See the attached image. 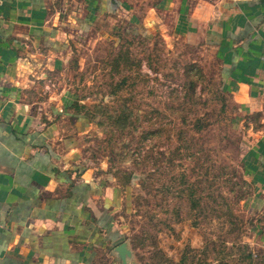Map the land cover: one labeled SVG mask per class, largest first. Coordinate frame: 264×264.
<instances>
[{"label":"rangeland","instance_id":"obj_1","mask_svg":"<svg viewBox=\"0 0 264 264\" xmlns=\"http://www.w3.org/2000/svg\"><path fill=\"white\" fill-rule=\"evenodd\" d=\"M113 21L73 26L63 47L53 44L46 90L71 102L53 108L71 143L63 154L110 192L131 263L264 264L243 115L215 52L172 20L144 29Z\"/></svg>","mask_w":264,"mask_h":264},{"label":"crops","instance_id":"obj_2","mask_svg":"<svg viewBox=\"0 0 264 264\" xmlns=\"http://www.w3.org/2000/svg\"><path fill=\"white\" fill-rule=\"evenodd\" d=\"M186 2L140 9L129 0H0V264H133L117 251L125 238L110 192L63 154L70 139L52 120L67 92H47L44 78L53 44L63 47L73 26L172 20L179 34L213 49L223 89L243 115L250 204L264 223V2Z\"/></svg>","mask_w":264,"mask_h":264},{"label":"water","instance_id":"obj_3","mask_svg":"<svg viewBox=\"0 0 264 264\" xmlns=\"http://www.w3.org/2000/svg\"><path fill=\"white\" fill-rule=\"evenodd\" d=\"M262 1L264 2V0ZM117 251H119V257L122 263H127V259L130 260L131 254L125 242L118 245Z\"/></svg>","mask_w":264,"mask_h":264}]
</instances>
